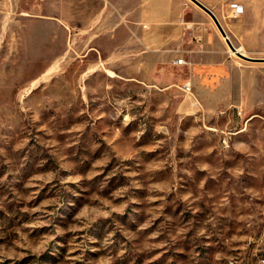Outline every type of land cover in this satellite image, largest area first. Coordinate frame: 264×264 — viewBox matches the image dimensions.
<instances>
[{
	"label": "rangeland",
	"instance_id": "374dc122",
	"mask_svg": "<svg viewBox=\"0 0 264 264\" xmlns=\"http://www.w3.org/2000/svg\"><path fill=\"white\" fill-rule=\"evenodd\" d=\"M169 1L145 26L0 0V264H264V60Z\"/></svg>",
	"mask_w": 264,
	"mask_h": 264
},
{
	"label": "crops",
	"instance_id": "0c3cea01",
	"mask_svg": "<svg viewBox=\"0 0 264 264\" xmlns=\"http://www.w3.org/2000/svg\"><path fill=\"white\" fill-rule=\"evenodd\" d=\"M238 1L237 3L241 4L243 8V12L238 16H231L229 7L231 2L227 5H217L212 12L215 14L220 24L223 22L230 29L231 25L240 27L238 33L233 30L231 31L232 35H235L234 40L237 43H242L239 45H242L246 54L247 51L264 52V47H260L263 49L259 51H256L257 48L253 47V43L256 40L264 44V36L258 38L259 29L264 25L262 7L259 2L248 4L247 0ZM59 5L61 15L64 16V20L69 25H74L78 22L85 24L89 20L93 21L99 18L108 21L109 13H111L113 9L119 12L133 11V20H140L146 23L145 26H153L159 22L166 21L174 13L169 0H59ZM227 17L230 18L227 19ZM126 23L127 21L122 19L118 20L116 23L113 21L111 25L122 26L126 25ZM221 37L223 40L225 39L222 35ZM211 65L213 66V64H210V66Z\"/></svg>",
	"mask_w": 264,
	"mask_h": 264
},
{
	"label": "water",
	"instance_id": "95a60500",
	"mask_svg": "<svg viewBox=\"0 0 264 264\" xmlns=\"http://www.w3.org/2000/svg\"><path fill=\"white\" fill-rule=\"evenodd\" d=\"M192 1L211 16V18L213 19L214 23L216 24L218 30L220 31L221 35L225 38V41H226L227 45L229 46V48L231 50H233L238 56L245 58V59H249V60H264V58L250 57L248 55L242 54L241 52H238L236 50L235 45H233V43L231 42V40L227 36L225 30L223 29L222 25L220 24L219 20L217 19L215 14L212 12V10L209 9L207 6H205L203 3H201L199 0H192Z\"/></svg>",
	"mask_w": 264,
	"mask_h": 264
},
{
	"label": "built area",
	"instance_id": "2783aa9c",
	"mask_svg": "<svg viewBox=\"0 0 264 264\" xmlns=\"http://www.w3.org/2000/svg\"><path fill=\"white\" fill-rule=\"evenodd\" d=\"M229 7H230V14L231 16L235 17V16H238L240 15L242 12H243V8H242V5L237 3V2H231L229 4ZM183 62V59L182 58H178L177 59V64H181ZM181 90L185 93H190L191 92V84L190 82H184L182 87H181ZM241 111L238 110V113H240ZM224 139V142L226 141V138H223Z\"/></svg>",
	"mask_w": 264,
	"mask_h": 264
},
{
	"label": "bare ground",
	"instance_id": "6f19581e",
	"mask_svg": "<svg viewBox=\"0 0 264 264\" xmlns=\"http://www.w3.org/2000/svg\"><path fill=\"white\" fill-rule=\"evenodd\" d=\"M235 47H236V50H237L238 52H241L242 54L246 55V51L242 48V45H241V46H240V45H238V46L235 45ZM227 48H228V50H229L231 53L236 54L233 50H231V49L229 48V46H227ZM109 75L113 76L114 74H113V73H110Z\"/></svg>",
	"mask_w": 264,
	"mask_h": 264
}]
</instances>
